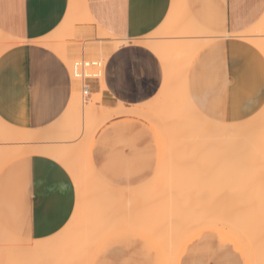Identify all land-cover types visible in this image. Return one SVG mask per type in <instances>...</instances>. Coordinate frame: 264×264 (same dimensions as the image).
I'll return each instance as SVG.
<instances>
[{
  "label": "crops",
  "instance_id": "0c3cea01",
  "mask_svg": "<svg viewBox=\"0 0 264 264\" xmlns=\"http://www.w3.org/2000/svg\"><path fill=\"white\" fill-rule=\"evenodd\" d=\"M86 2L95 20L93 27L97 29L100 26L113 36L129 40L114 51L106 63L104 91L101 81H87L91 94L102 91L104 105L115 107L119 101L142 104L159 93L164 81L162 63L153 52L133 40L161 31L167 23L180 29L184 7L187 16L184 20L191 16L205 28L224 35L203 47L191 65L189 86L198 108L217 120L230 123L247 121L263 109L264 53L238 34L247 32L263 20L264 0ZM69 4L70 0H0V31L18 40L0 55V117L9 124L24 128L45 127L59 119L67 108L73 87L68 66L59 54L35 41L61 25L70 10ZM77 27L84 30L87 24H78ZM129 119L128 116L114 118L99 134L94 153L104 175L96 164L95 167L112 184L127 190L139 188L144 194L139 199L141 204L135 201L134 206H129L127 210L115 204L113 212L139 217L148 225L159 223L158 220L163 217L164 231L169 234L166 216L174 199L165 195L166 200L158 207L159 210L157 208L156 218L155 214L148 216L144 213L143 208L149 205L145 202L154 194L150 196L148 190L124 187L122 184L147 178L151 171L133 174V168L130 172L127 165L133 163V156L131 160H125L124 166L123 161H119L118 152L107 144L106 137L112 135L117 123L124 120H127L126 136L137 137L136 143L141 139L144 126H136ZM140 159L138 162L142 165L147 163ZM164 159L163 156V163ZM165 167L162 164L157 174L166 179L163 184L176 191L181 186L175 179L179 171H165ZM76 193L71 175L56 160L43 155L15 159L0 171V223L11 234L22 238L41 239L55 235L71 219L77 203ZM121 228L141 227L116 228L103 236L97 245ZM210 231L215 233L221 245H231L245 259V264H251L243 247L233 237L218 230ZM185 243L186 240L183 246ZM181 245L172 256H168L170 262H177L183 248Z\"/></svg>",
  "mask_w": 264,
  "mask_h": 264
},
{
  "label": "bare ground",
  "instance_id": "6f19581e",
  "mask_svg": "<svg viewBox=\"0 0 264 264\" xmlns=\"http://www.w3.org/2000/svg\"><path fill=\"white\" fill-rule=\"evenodd\" d=\"M69 6L68 15L66 14L67 16L61 25L51 34L35 42L49 47L59 54L68 67L72 59L88 56L101 60L106 69V63L110 55L117 51L122 44H127L129 40L115 37L98 26L99 34L103 38H112V42L102 43L103 41H99L97 43L89 41L83 43L81 48L73 47V42H67V38L68 36L76 37L78 35L77 24H94L95 20L88 10L86 0H70ZM182 13L184 17L180 29H175L174 25L167 23L161 31L133 40L134 43L153 52L163 66L164 81L159 93L152 100L142 104L133 103L130 105L119 101L115 107L104 105L102 103V91L106 89L104 72L100 79L102 84L100 93H92L86 96L82 89L80 91L81 82L78 80L73 82L71 98L67 108L59 119L48 126L24 128L9 124L0 117V171L15 159L32 155L47 156L66 168L73 179L77 192V203L70 221L55 235L41 239L29 238L24 240L22 237L11 234L0 223V264H78L77 261H80V259L83 260V263H80L89 264L90 256L100 239L114 229L124 226H137L147 229L159 240L165 235L168 237V233L163 228V217L158 220L159 223L148 225L139 217L126 213L120 215L113 212L112 207L115 204L122 206V210L125 208L127 210L135 201L140 203L139 199L144 195H142L139 188L134 186L132 187L135 189L127 190L112 184L95 167L93 149L96 133L102 125L118 116L132 115L148 120L160 138L163 154L173 150L174 159L171 158L172 161L184 156L185 158L188 157L190 159L188 162L181 165L182 161L178 162L179 173L184 172L185 169L186 171L195 170L202 159L205 160V165L201 167H206L207 164V170L209 168L208 171L211 172L210 167L219 165L222 162L219 160L224 162L227 158V160L233 158V163L229 161V164L227 160L225 161L230 167L235 163L237 164L235 165L237 168L234 165L233 168L229 167V172L230 170L231 173L236 172V174H229L230 176H242L243 170L245 176H249L248 173L252 174L251 177L264 175V107L253 118L239 123L217 120L198 108L192 98L189 86L191 65L203 47L224 35L205 28L191 16L184 20L187 17L184 7ZM262 19L258 25L238 35L247 39L264 53V16ZM17 42V39L0 31V55ZM192 76L194 77V75ZM188 153L191 156H186ZM214 154L222 157V159L218 156H216L217 159H213ZM165 156L164 158H166ZM237 160H240L239 163ZM162 164H164L163 160ZM162 164L160 165L161 168ZM221 165H224V163ZM169 167L168 170H170ZM226 167L228 169V166ZM237 170L238 173L240 172L239 174H237ZM202 171L206 170L203 168ZM220 171L222 170L220 169ZM158 179H160V176ZM248 182L252 181L248 179L235 180L231 185L235 188H243ZM254 182L258 183V181ZM175 192H178V190ZM236 193L240 195L244 194L245 191L238 190ZM255 198H253L254 203L257 201L255 206L257 208L259 206L262 210L258 208L256 211L263 212L264 183L260 184ZM232 199L230 198V200ZM154 201L156 200H153V203H155ZM227 203L229 205V202ZM258 203L262 206H257ZM140 204L139 206H141ZM233 205H231L232 208H234ZM245 205H237L238 211L234 208L233 212V209L229 207L228 211L232 213L229 214V217H221L220 220L212 217L210 219L209 216L205 224H198L197 228L191 232L193 235L203 230L220 231V229H225L228 235L241 244L247 258L251 260V264H264V212L252 213L251 216L255 214L253 219H247L245 215L247 216L248 212L246 211L255 208L249 209ZM173 207L175 208L174 205ZM171 210L173 213L176 211ZM158 215H160V212ZM156 216L155 214V218ZM249 216L247 217L249 218ZM201 220L203 219L201 218ZM190 222L192 223V221ZM189 233L190 231H187L188 235ZM166 243L168 244L165 241ZM183 244L184 241L181 246ZM73 246H77L81 250H78L75 256L73 255L75 253L71 251L76 252L77 249L75 247L73 249ZM73 257L76 258L73 259ZM76 259L78 260L76 261Z\"/></svg>",
  "mask_w": 264,
  "mask_h": 264
},
{
  "label": "rangeland",
  "instance_id": "374dc122",
  "mask_svg": "<svg viewBox=\"0 0 264 264\" xmlns=\"http://www.w3.org/2000/svg\"><path fill=\"white\" fill-rule=\"evenodd\" d=\"M84 33H87V34L85 35ZM89 41L97 42V43L99 41H103L102 43H109V42H112L113 39L110 37L103 38L99 34L98 29L93 27V24H87V27L84 28V30H79L78 35L76 37L68 36L67 38V42L69 43L73 42L72 44L74 45L72 46L75 48H81L83 46V43L85 44ZM83 57L84 56H81L80 58H83ZM84 58H91V57L85 56ZM76 59L78 58L72 59L71 64H68L69 65L68 69H69L70 74H71V65L73 61H75ZM71 78L73 82L76 81L75 79H73L72 76ZM80 91H81V85H80ZM119 117H126V116L125 115L118 116L116 118H119ZM128 118H130L129 119L130 123L133 122L136 124V126H139V125L144 126L145 132L143 136L140 135L141 139L136 143L137 137H135L134 139L133 138L134 136L132 135L130 136L128 135L129 137L126 136L125 127H126L127 120H124L123 123L122 121L117 123L118 124L117 129L114 128L115 130L113 131L112 135H108L106 137V139L108 140L107 144L111 145L112 149L118 152L119 161L120 162L123 161L124 166L126 163L125 160H131L130 158L131 156H133L132 158L133 163H127L128 169L130 170V172L133 168V171H134L133 174L141 175L144 170L145 171L148 170V172L151 171V173H149V177L147 178H144L141 180H135L131 184H122V186H125V187H132V186L141 187L142 189L148 190L150 194L152 193L154 194L151 196V199L145 202L146 204H149V206H147V208H143L144 213H146L148 216L149 215L153 216L154 213L157 212L156 211L157 207L162 206L163 203L165 202L166 200L165 195L170 196V198L174 199L173 204H171V202L169 204H171V207H173L174 205L175 208L173 207L171 209H174V211L175 210L176 211L173 213V211L170 210V213L168 214V216H166L167 219H169L168 224H167V230H169L170 232L168 234V237L165 235L166 237L163 236L162 238L164 240L168 238L165 240L166 242H168V244L166 243L167 244L166 245L165 241H163L162 239L159 240L158 238H156L155 236L151 235L149 232L141 228H121L113 232L111 236L103 239V241H101L96 246L91 256L90 264H245V259L238 252H236L232 248L231 245H221L218 242V239L214 232L210 230H204V231H201L199 233L192 235L191 231H194L195 228H197L198 224H201V223L205 224L209 216H210V219L216 218L219 220L222 219L221 217H229V214L232 213L235 209L236 211H238L237 207L240 205L242 206V204L243 206L246 204L248 206L247 208L249 209L255 208L254 210L250 209L251 212L246 211L248 212L247 216H249V212H250L249 218L245 215L247 219H253L255 214L254 216H251L252 213L258 212L257 214H259V212L262 211L260 207L258 206V205L260 206L262 205L259 203L256 205L261 211L259 210L256 211V209H258L255 206V203H257V201H255L254 203L253 198L256 197L260 184L264 183V175H259L257 177H251L252 174L250 175V173H248L249 176H245L243 173L244 172L243 170L242 172L243 175L241 174L242 176H239V177L230 176L229 174H233V173L236 174V172L231 173V170L230 172L228 170L233 165L234 167L235 165H237L235 163L231 165L230 167L229 161H231L232 163L234 162L232 160L233 159L232 157H229V158H232L231 160H227L228 158L226 159L229 164L225 162L226 160L224 162L223 160H219V161H222L219 165L214 164L216 167L214 166L213 167L214 169L216 168L215 170L218 173L214 172L215 170L213 169V167L212 168L210 167L212 171L209 172L208 171L209 168L207 170V167H208L207 164H206V167L205 166L201 167L202 165H205V160L202 159V161H199V163L197 164V167H196L197 169L196 168L195 170L190 169L192 171L190 170L186 171L185 169L184 172L181 171L178 174L179 176L175 178L181 184V186L177 188L178 190L177 193H179L177 194L171 188L170 185L165 184L164 186L163 183H166V179H163V178L158 179V176H157L158 169L162 163L163 156L165 155H166L165 156L166 160L164 159V162H165L164 164L166 165V167L164 168L165 171H168V167L172 165L169 167L170 171L174 168L173 169L174 172H178V168H179L178 162L180 163L182 161L180 163L181 165L182 163L188 162V160L190 159H188V157L185 158L184 156L183 158L181 157L182 159L179 158L178 160L172 161L171 158L174 159L173 150H171V152L167 151L165 154L162 153V144H161L160 138L157 135V133L154 131L151 123L148 120L141 118V117L132 116V115H128ZM108 122H106L104 125H102L98 129L96 133V137H95V145L99 137V134L107 128ZM94 149H95V146H94ZM94 149H93V153H94ZM238 154L240 153L238 152ZM188 155L191 156L190 153H188L186 156ZM216 156L218 155L214 154L212 158L217 159ZM139 157L147 161V163L143 164L145 165L144 168H143L142 163L138 162ZM224 157H227V156H224ZM242 157L244 158V156ZM219 158L222 159V157H219ZM94 160H95L97 169L102 175H104L102 170L98 166V163L95 158V153H94ZM183 160H186V161H183ZM237 161L239 163L240 160H237ZM245 162H246V159H245ZM245 162H243V164H245ZM222 163H224V165H221ZM225 165L228 166V169ZM203 168L206 171H202ZM220 169L222 171H220ZM226 169L229 173L227 171H226L227 173L225 172ZM239 169L241 170V168ZM238 170H237V174L240 173V172L238 173ZM242 179H245V180L248 179L252 182H248L247 184H245L243 188H235L234 186L231 185L233 181L242 180ZM254 181H258V183H255ZM238 190L245 191V193L239 195L238 193H236ZM193 191L195 192L193 193ZM230 198L231 199L233 198L232 199L233 201L230 200ZM153 200H156L154 201L155 203H153ZM227 202H229V205H227L228 204ZM244 202H247V203H244ZM232 203H235V204L233 205ZM230 204L233 205L235 209L232 208ZM229 207L230 209L231 208L233 209L232 212L228 211ZM252 211H255V212H252ZM184 214L185 216H183ZM201 218L203 220H201ZM190 221H192V223ZM190 226L192 227L190 228ZM187 231L188 232L190 231L189 235L187 234ZM220 231L223 233H226L225 229H222V230L220 229ZM24 240H27V238H24ZM185 240H186V243L178 255L177 262L176 263L170 262V260L168 259V256L169 255L172 256L177 251L178 247L182 244V242ZM74 247L77 249V250L75 249L76 252L75 251H71V252L75 253L73 254L75 256L77 255V252L79 249L77 246H73V249ZM82 255L84 256L85 254H82ZM74 258L76 257H73V259ZM77 260L78 259H76V261ZM77 262L83 263V260L80 259V261H77Z\"/></svg>",
  "mask_w": 264,
  "mask_h": 264
},
{
  "label": "built area",
  "instance_id": "2783aa9c",
  "mask_svg": "<svg viewBox=\"0 0 264 264\" xmlns=\"http://www.w3.org/2000/svg\"><path fill=\"white\" fill-rule=\"evenodd\" d=\"M105 72V65L99 59L80 58L73 61L71 65V76L73 79L81 82L82 92L89 96L91 94L90 87L87 83L90 79H101Z\"/></svg>",
  "mask_w": 264,
  "mask_h": 264
}]
</instances>
